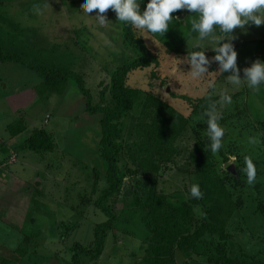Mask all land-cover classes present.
Masks as SVG:
<instances>
[{
    "label": "rangeland",
    "instance_id": "rangeland-1",
    "mask_svg": "<svg viewBox=\"0 0 264 264\" xmlns=\"http://www.w3.org/2000/svg\"><path fill=\"white\" fill-rule=\"evenodd\" d=\"M10 1L13 0H0L3 4L0 5L1 50L50 68L77 73L92 104L99 101L109 104L110 96L102 91L103 84L116 67L138 53L123 45V22L116 18L114 11L106 10L102 14L106 17L105 23L100 24L95 19L96 10L85 14L80 0H56L57 9L56 4H45L50 0ZM170 16L168 30L163 34L134 30L150 50L156 48L160 53L157 66L150 65L138 74V84L144 91L156 90L161 96L167 93L164 99L182 110L190 125L173 143L177 148L175 163L161 166L155 176L164 190L179 191L184 200L188 199L185 190L189 181H181L185 174L189 176L188 155L196 136L203 141L208 138L207 123L203 117L192 114V105L185 108L186 103L176 95L197 98L192 99L193 103L198 98L214 99L213 108L206 113L214 112L220 117L217 122L225 131L219 139L226 157L220 164L213 160L216 172L223 177L228 165H233L234 171L236 167L239 169L237 181L232 182L237 186L234 199H241L238 207L241 217H231L228 222L226 231L231 237L225 253L236 259L246 254L264 263V219L255 211L257 201L264 203V81L253 91L244 75V69L254 61L264 62V21L260 26L249 21L228 34L214 26L212 34L198 40V34L191 30V23L197 18L195 12L181 9ZM176 21L178 27L174 26ZM21 24L24 30L26 27L33 30L22 38L12 32ZM229 35L233 37L230 41ZM167 37L172 41L168 40L171 46L182 51L181 55L161 54L170 50L165 44ZM31 39L38 44L30 45ZM224 42L231 43L237 53L235 75L239 85L228 80L233 74L231 69L220 71L218 62L209 60L216 55L215 47ZM28 46L31 49L24 50ZM194 51L203 52L209 61L203 65L206 71L196 78L190 76L193 69L189 63V55ZM153 73L156 78L152 77ZM101 81L104 82L101 84ZM160 81L164 82L163 87H159ZM40 82L36 73L27 67L13 62L0 63V262L3 264H68L71 247L76 243L88 247L95 225L107 218L94 206L78 201L87 198L86 195L93 199L106 186L105 166L99 156L100 114L85 110V97L72 79L60 94L49 96L38 91ZM170 91L175 93L173 97L168 96ZM222 93L230 97L231 103L219 99ZM135 112L120 120L123 129ZM16 119L25 128L11 136L8 126ZM39 128L53 138L50 152L24 148V139ZM245 156H250L256 167L252 184H248L244 171ZM213 157L220 161L217 153ZM122 201L119 196L109 201L117 222L107 235L101 256L91 262L82 254L80 264H132L138 260L146 238L141 234L138 214L122 215L119 205ZM194 212L197 218L201 216L199 206H194ZM210 239L209 235L202 238ZM16 249L24 251V256L19 251L13 253ZM193 257V263H204L201 256Z\"/></svg>",
    "mask_w": 264,
    "mask_h": 264
},
{
    "label": "trees",
    "instance_id": "trees-1",
    "mask_svg": "<svg viewBox=\"0 0 264 264\" xmlns=\"http://www.w3.org/2000/svg\"><path fill=\"white\" fill-rule=\"evenodd\" d=\"M146 2L147 0H139L141 11ZM174 26L178 27L177 21ZM134 30L133 26L123 22L122 43L138 53L116 67L110 73L108 82L103 84L102 91H107L110 96L107 105L100 101L92 104L81 75L70 70L50 68L17 53L6 54L0 48V63L13 62L36 73L41 80L37 88L43 96L60 94L68 80L72 79L85 97V110L91 114H100L99 156L105 166L106 186L93 199H88L85 194L87 198H81L80 195L78 198L81 199L78 201L94 206L107 218L95 225L93 239L88 247L78 243L71 247V260L68 264H80L82 254L91 262L99 259L107 235L117 222L109 201L118 196L123 199L119 204L122 215L138 214L143 229L141 234L146 238L141 246L142 254L137 256L138 260L132 264H176L174 260L176 250L184 255L183 264H195L193 256H201L203 264H264L257 257L243 254L240 259H236L225 253V247L231 237L226 231L228 222L231 217H241L238 210L241 199L236 201L233 197L237 190L234 182L237 181L239 169L236 167L235 175L223 171L221 177L216 172L213 160L220 164L226 161V157L221 148L216 152L220 161L213 157L210 151L211 141L208 138L203 141L196 136L189 150L188 162L191 170L189 176L185 174L181 181V183L189 181L185 190L188 199L184 200L179 191L168 192L166 188L164 190L160 187L155 174L161 166L175 163L177 148L173 143L190 125L185 113L164 99L167 93L161 96L156 90L144 91L138 84V74L145 72L150 65L157 66L160 62V53L155 50L156 48L150 50L144 44L142 36H137ZM184 33L188 34L186 30ZM168 40L171 41L167 37L165 44L170 50L161 54L170 56L172 53L175 55L182 53L171 46ZM209 58L210 61L214 60L213 56ZM152 77L156 78L157 75L153 73ZM103 82L101 81V84ZM163 83L160 81L159 87H163ZM173 95L175 93L170 91L168 96ZM176 97L183 99L186 103L185 108L192 105L194 116L203 117L207 121L206 111L213 108L214 99L208 101L198 98L193 103L192 99L197 98L184 95ZM131 112L135 113L130 115V120L123 129L120 120ZM24 128L20 119H16L8 126L11 136L18 135ZM53 146L51 134L43 128L33 131L24 139V148L29 151L50 152ZM194 183L199 185L202 192L200 198L190 196L189 188ZM257 202L255 211L264 219V203ZM194 206L200 207L199 218L195 215ZM123 232L130 235L124 229ZM205 235L211 237L210 241L202 240ZM198 244L202 246L199 247ZM17 251L19 249L13 253ZM18 253L23 256L25 254L24 251ZM0 263L3 264V261Z\"/></svg>",
    "mask_w": 264,
    "mask_h": 264
},
{
    "label": "clouds",
    "instance_id": "clouds-1",
    "mask_svg": "<svg viewBox=\"0 0 264 264\" xmlns=\"http://www.w3.org/2000/svg\"><path fill=\"white\" fill-rule=\"evenodd\" d=\"M85 14L96 10L95 19L104 24L106 17L102 15L106 10L114 11L116 18L134 28L147 31L152 34H163L168 30L169 22L172 19L171 13L177 10L185 9L195 12L197 18L191 23V30L198 34L197 39L202 40L214 32V26H218L221 33L228 34L234 28H243L250 21L254 26H260L264 21V0H147L144 8L140 10L139 0H80ZM219 40V37H215ZM231 35L228 40H232ZM216 55L213 59L218 62L220 71L232 70V75L228 80L239 85L236 73V56L233 45L229 42L219 44L214 49ZM189 63L192 67L190 76L199 77L206 71L203 65L209 63L203 52L194 51L189 55ZM244 75L248 86L253 91L255 86L264 81V62L254 61L250 67L244 69ZM221 101L231 103L227 94H221ZM208 115L206 135L211 141L210 151L216 153L217 149L222 147V141L219 139L224 134V128L218 124L219 116L213 113ZM258 143V141H249ZM244 171L248 184H252L256 177V167L250 156L244 158ZM190 196L200 198L202 192L198 184H192L189 188Z\"/></svg>",
    "mask_w": 264,
    "mask_h": 264
},
{
    "label": "crops",
    "instance_id": "crops-1",
    "mask_svg": "<svg viewBox=\"0 0 264 264\" xmlns=\"http://www.w3.org/2000/svg\"><path fill=\"white\" fill-rule=\"evenodd\" d=\"M11 3H17V2H22V0H13V1H10ZM24 2H25V0H24ZM41 2H43V1H37V0H35L34 1V3H41ZM49 3H52L53 4V6L57 3L56 2V0H50L49 2H45V4L46 5H49ZM0 5H3V4H0ZM50 6V5H49ZM55 7H56V9H57V7H59L57 4L55 5ZM40 11V10H39ZM37 12L36 14H38V13H40V12ZM20 27H22V29L20 28ZM20 28V30H18ZM22 31H23V34H20V33H22ZM33 30H30L29 29V27H26V29L24 30V25L23 24H21L18 28H17V31H12V32H14V33H16V34H19V37L20 38H22V37H24V35H25V33H31ZM20 32V33H19ZM29 44L30 45H36V44H38V42H36V41H34V40H29ZM29 45V46H30ZM26 47V48H24V50H29V49H31L30 47Z\"/></svg>",
    "mask_w": 264,
    "mask_h": 264
},
{
    "label": "water",
    "instance_id": "water-1",
    "mask_svg": "<svg viewBox=\"0 0 264 264\" xmlns=\"http://www.w3.org/2000/svg\"><path fill=\"white\" fill-rule=\"evenodd\" d=\"M167 90H168V88H166V91H167ZM226 171H227L228 173H230L231 175H235V171H234V169H233V165H228V166L226 167ZM174 260H175V263H176V264H183V262H184V255L182 254L181 251L176 250V251L174 252Z\"/></svg>",
    "mask_w": 264,
    "mask_h": 264
}]
</instances>
